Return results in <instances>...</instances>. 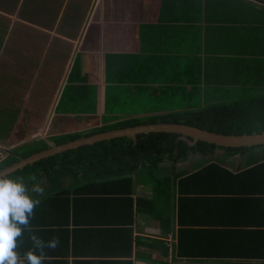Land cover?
<instances>
[{"label": "crops", "instance_id": "obj_1", "mask_svg": "<svg viewBox=\"0 0 264 264\" xmlns=\"http://www.w3.org/2000/svg\"><path fill=\"white\" fill-rule=\"evenodd\" d=\"M28 1L1 3L0 19L9 25L6 40L12 35L34 38L33 45L16 51V66L53 72V84L50 80L45 84V79L32 82L31 100L38 106L51 104L45 112L52 120L40 130L43 136H33L27 126L15 136L16 131L11 130L18 129L29 99L23 105L16 103L14 111L2 107L9 110L0 114L4 118L0 122L7 124L0 139L4 158L11 150L39 139L92 133L119 120L146 118L169 110L179 112L206 102L238 101L245 93L241 86L250 67L264 66V0ZM14 8V14L10 13ZM14 26L16 32H12ZM62 31L68 33V39L62 37ZM5 42H0V79L5 77L7 85L0 87L7 94L24 82L14 83L15 75L1 71L12 69V65L3 64L2 56L16 63L12 47H6ZM18 91L16 94H23ZM10 99L15 100L12 95ZM141 107L142 112L135 111ZM139 113L142 116H132ZM56 122L57 129L52 131ZM199 157L206 161L199 162ZM262 162V152L227 155L216 148L190 153L180 162L174 161V155L160 162L156 177L165 189L158 188L161 182L146 178L143 171L125 184L126 188L119 183L102 188L103 182H86V188L74 189L72 183L64 182L70 200L68 219L56 209L59 205L54 197L60 190L55 183H48V178L39 176L28 185L29 190L36 184L44 188L43 195L32 193L41 200L37 208L43 211L34 217L38 222V233L34 234L45 242L54 238L59 241L55 249H44L43 264H264V259L252 257L179 258L174 253L177 230L181 228L216 229L220 234L264 228V193L254 190L252 181L256 176L260 182L255 183H263L264 172L258 167ZM211 165H216V176L232 177L223 187L216 182L221 192L216 193L219 202L212 209L219 210L216 219L208 218L212 224L204 226L208 221L203 212L193 210V218H181L185 225L179 226L178 196L172 193L173 187L175 190L177 180ZM86 173L80 176L89 179ZM125 196L132 199L131 212ZM32 235L19 240L17 251L21 256L29 250L39 254Z\"/></svg>", "mask_w": 264, "mask_h": 264}, {"label": "trees", "instance_id": "obj_2", "mask_svg": "<svg viewBox=\"0 0 264 264\" xmlns=\"http://www.w3.org/2000/svg\"><path fill=\"white\" fill-rule=\"evenodd\" d=\"M242 89L245 93L238 101H218L210 102L203 106H188L178 111H168L163 114H156L146 118L131 117L104 127L96 132H83L76 134H62L51 137L48 140L39 139L27 145L19 146L11 150L3 160H0V170L16 160L15 155L23 157L48 148L59 145L80 137L92 135L97 132L133 127L140 124L151 123H175L184 124L198 129L215 132L225 135H252L264 132V66L254 65L250 67L243 78ZM239 89V88H237ZM179 96V95H177ZM5 111H9L5 109ZM3 120V117H0ZM178 134L171 133H149L136 136V141L130 138H116L102 141L93 145H85L75 150H70L61 154L40 160L32 165L26 166L23 170H17L6 178H23V182L28 186L35 183L39 176L48 178L47 182L55 183L57 190H60L57 198L58 210L61 217L68 219L70 200L66 183H72L74 189H84V184L89 182H103L102 188L106 185L125 184L132 182L141 171L147 174L146 178L156 180L158 164L164 159L174 155V161L180 162L187 158L190 153H202L211 151L217 147L205 142L198 141L190 146L188 142L178 140ZM191 140V138H188ZM264 146L222 148L227 155L244 153L249 150L259 149ZM264 172V162L258 165ZM216 165L204 168L197 174L177 180L176 189L173 192L178 196L177 200V224L184 226L181 218H193V214L203 212L204 218L216 219L218 211L212 210L217 207L219 199L216 193H221L216 186L218 182L221 187L227 183L229 176H216ZM88 172V173H86ZM88 174L89 179H85L80 174ZM214 173V174H213ZM35 177V180L32 179ZM264 177V176H263ZM63 179V182L61 179ZM218 178V179H217ZM235 179V178H233ZM70 180V181H69ZM258 177L252 176L253 189L264 193L263 183H255ZM62 182V183H61ZM163 182V181H162ZM158 185V188L166 185ZM260 184V185H259ZM95 185V184H93ZM258 186V187H257ZM110 188V187H109ZM126 197V196H125ZM56 200V199H55ZM126 204L132 211V199L126 197ZM257 200H254V203ZM51 205V203H50ZM42 208V207H41ZM41 208L35 209V216L43 214ZM202 210V211H200ZM216 212V213H215ZM31 220L32 232L25 231L23 236H30L38 233L37 221ZM57 224V223H56ZM204 226L212 224V221L203 223ZM216 225V223H214ZM258 226V224H256ZM34 227V228H33ZM237 230L220 234L215 230H189L181 228L177 230L175 255L179 258L207 257L221 259L223 257L232 258H253L264 259V228H254L252 230ZM233 238V239H232ZM66 247V246H65ZM66 251V248H65ZM64 252V251H63ZM67 253V252H64Z\"/></svg>", "mask_w": 264, "mask_h": 264}, {"label": "clouds", "instance_id": "obj_3", "mask_svg": "<svg viewBox=\"0 0 264 264\" xmlns=\"http://www.w3.org/2000/svg\"><path fill=\"white\" fill-rule=\"evenodd\" d=\"M3 158L0 153V160ZM32 179L35 180V177ZM32 193L43 195L44 188L36 184L29 190L23 178L0 176V264H43L46 258L44 249H55L58 246V239L45 242L33 233L31 240L39 254L29 250L21 256L17 251L24 232L33 231L31 220L41 203Z\"/></svg>", "mask_w": 264, "mask_h": 264}, {"label": "rangeland", "instance_id": "obj_4", "mask_svg": "<svg viewBox=\"0 0 264 264\" xmlns=\"http://www.w3.org/2000/svg\"><path fill=\"white\" fill-rule=\"evenodd\" d=\"M35 1L37 2V0H35ZM5 2L11 3V2H15V0H0V5H1V3H5ZM28 2H31V0L28 1ZM13 6H15V3L13 5L9 6V7L12 8ZM15 11H16V9L14 8L13 11H9V12L14 14ZM22 17H23V15L22 16L21 15L18 16V18H20V19H22ZM14 24L16 25V24H18V22H14ZM8 26L9 25H8V22L6 20L0 19V42L4 43V41H7V42H5L6 43V47H8V46L12 47L13 54H14L13 59L16 62V60H17L16 51H18V48L21 49V48L29 47L30 45H33L34 38L31 37V36L25 37V36L17 35V37H15V36L12 35V36H8L7 40H6L5 38H6V31L8 29ZM17 29L18 28L16 26H14V28L12 29V32H16ZM60 34L63 35L62 37L64 39H68L69 38L68 33L64 32V31L60 32ZM76 43L77 42H74V45ZM70 44L73 46V42L70 43ZM3 47H4V45H3ZM8 58L10 59V56ZM1 59H2L4 65H12V69H9V68L8 69H2L1 71L4 74H7V75H15L16 78L13 80V82L14 83L17 82L18 84H20V82L23 81L25 89H23L24 86L16 85V86H13V88H12L13 91L8 90L7 94H4L3 92H1L4 89H2V87H0V114L6 113V111L4 109H2V107L8 108L9 110L14 111L16 103L17 104L22 103V105H23L29 99V106L27 107V110L24 111V113L22 114L21 122H20V125L18 126V129H17V127H15L14 130H11V131H16V135L15 136H19L20 132H18V130L22 131V128L26 129V126H27V128H28L27 132L34 133L33 136H38V135L43 136L42 135L43 133L40 132V130L41 131L45 130V128L48 127V124L52 120V118L50 116L48 117L47 116L48 114L46 113L48 111V108L51 106V104L45 106V102H44L43 105L38 103L40 105V106H38L37 104H32L31 103L32 95H34V94H32L33 93L32 85H34L32 82H34L35 80L39 81V80L45 79V84H47L49 80L53 84V82H54L53 79L55 78V76L52 74L53 72L50 74V73H48L46 71H43V70H40V72H38L35 69H34V71L25 70V69L22 70V68H18L16 66L17 62L14 64L13 62H11V60L6 59L4 56H2ZM60 59L61 60L63 59V61L66 60V59L61 58V57H60ZM18 64L21 65V59H18ZM61 68H62V64H61ZM24 72H26V73H24ZM23 73H24V75L26 74L25 77H22ZM0 75H2V74H0ZM7 78H8V76H7ZM3 79H6V78L5 77L3 78V76H2V78L0 79V83H1L0 86L2 84L7 85L6 82ZM10 86H12V85H10ZM14 87H15V90H14ZM18 90H20V92H22L23 94H21V93L20 94H16V92H19ZM11 95L15 99L14 101L10 99ZM21 98H25V99L22 100L21 102H17ZM9 101H12L11 105L9 104ZM50 102H51V100H50ZM143 109H144V107L135 108V111L136 112H142ZM128 114H131V113H128ZM137 115L142 116L141 113L135 114V115H132V116H137ZM117 117L118 116H115V119H117ZM117 120H119V119H117ZM57 124H58L57 122L54 124V126L52 127V131L54 129L55 130L57 129ZM4 126H7V124L0 122V139H2V137L5 134ZM46 133H48V132L46 131L45 134ZM1 135H3V136H1ZM27 137L31 138L32 135L27 136ZM18 139L20 140V138H18ZM7 141H8V139L6 140V142ZM9 142L10 141H8L7 144L5 143L6 149L9 148V147H7ZM21 143L22 142H16V145H20ZM262 148L263 149H261V151H257L259 149H254V152H262V154H264V147H262ZM253 154H257V153H253ZM205 161H206L205 157H199V162L203 163Z\"/></svg>", "mask_w": 264, "mask_h": 264}, {"label": "water", "instance_id": "obj_5", "mask_svg": "<svg viewBox=\"0 0 264 264\" xmlns=\"http://www.w3.org/2000/svg\"><path fill=\"white\" fill-rule=\"evenodd\" d=\"M149 133H171L178 134V140L188 142L190 146L195 145L198 141L205 142L221 148H240L264 146V132L252 135H225L206 130L198 129L184 124L175 123H151L140 124L133 127L108 130L95 133L89 136L80 137L65 143L49 146L46 149L35 152L27 157L15 155L17 162L10 164L0 170V176H6L20 167L32 165L35 162L49 158L51 156L61 154L85 145H93L102 141L112 140L116 138H130L136 141V136ZM188 138H191L189 140Z\"/></svg>", "mask_w": 264, "mask_h": 264}]
</instances>
